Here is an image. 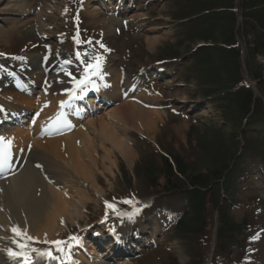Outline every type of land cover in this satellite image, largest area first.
<instances>
[{
	"label": "rangeland",
	"instance_id": "1",
	"mask_svg": "<svg viewBox=\"0 0 264 264\" xmlns=\"http://www.w3.org/2000/svg\"><path fill=\"white\" fill-rule=\"evenodd\" d=\"M125 1L122 0V2ZM51 2L54 6L47 7L51 14L48 12L46 16H42L38 13L32 20L22 24V28L17 26L10 41L3 42L5 47L0 46L1 49L8 53H16L20 49L27 50L38 41L37 27L40 30L44 24H47L45 32L48 35L58 38L61 43H72L77 34L74 33L69 37V34L64 32L61 36L60 30H64L65 25L67 30L70 27L69 22L63 21L66 17L60 18L58 12L66 2L71 7V0H51ZM223 2H228V0H223ZM59 3L62 4L59 5ZM132 3L134 7L120 17V19H126L127 22L115 26L117 32L115 30L107 32L101 25L93 23L86 11L81 13V17L85 18V26L90 30L89 43L96 41L100 44L106 39L111 47L104 52L100 49L93 50L91 55L90 51L82 52L84 67L79 80H87L90 83L98 81L99 78L95 80L98 67L104 68L105 71L115 69L120 78L127 75L132 80L137 70H139L138 74L144 73V68L147 70L149 67L155 71V64L161 60L173 61L166 64L168 70L165 77L168 79H163L156 85L157 94L153 93L156 97H150L147 91L143 93L144 95L141 93L136 99L127 97L115 106L117 118L107 115L102 117L106 119L108 126L107 135L116 134L119 139H128L130 142L132 165L117 150H110L112 159L109 161L113 160L116 165L110 173L107 169L109 161L102 158L109 146L102 144L100 134L92 137L94 152L98 155L97 171L94 172V176L97 189L103 193V200L96 202L92 189L85 188L89 191L91 200L86 204L82 217L76 220V224H68L64 234H56L57 237L53 239L55 243H72L81 230L94 225L104 212H108L109 215L119 212L117 209L121 208L123 210L121 215H126L135 210L138 207L136 202L124 208L127 204L125 201L131 200V192L139 193L144 201H153L157 206L178 212L183 210L184 203L180 202L178 196L165 193L163 184L161 186L151 185L157 178L158 184L163 181L164 168L160 160L164 154L160 150L162 147L184 160L190 169L188 175H199L214 168H221L228 162V152L233 144L235 133V140H244L243 128L238 129L239 121H236L234 125L232 123L226 125L227 129L219 128L223 124L222 118L219 117L214 105H209V100L203 99L200 92L202 86L207 87V85L214 84V95L220 96L223 92L221 84L227 79L228 72L226 74L225 69L221 67L227 56L219 50V47L226 44L225 41L228 38L226 33L231 27V22L223 18L218 11L228 9L226 4L220 5L218 0H132ZM217 4L218 6L215 7ZM80 12L81 10H78L76 15ZM230 12L234 13L236 18L235 30L237 28L238 30L235 31V35L236 41L241 44L242 61H248L253 67L256 66L255 71L259 73L258 76L262 74L264 78V55L248 56L247 49L250 47L249 44L253 45L255 37L246 28L248 26V28H254L255 31H260L259 37L264 41V0H234L233 9ZM199 13L205 14L196 17ZM141 14L143 17L138 23L135 22L136 18L129 21L130 17ZM42 17L44 19H41ZM0 18L3 19L1 15ZM4 18L9 19L10 17L4 16ZM101 18L111 17L101 14ZM38 22H41L40 26L37 25ZM153 39L157 41L150 45ZM208 45L212 47L209 48ZM92 47L94 49L93 45ZM110 49L112 51H109ZM196 50L199 51L197 57L194 54ZM241 71L244 77L248 78L246 70L242 68ZM103 82L106 86L108 85L107 81ZM251 83L255 85L254 91L257 90L255 95L263 96L264 102V81H261V84L254 81ZM228 87H230L229 84L225 88ZM204 103L208 104L204 106ZM133 104L147 113H160L159 116L151 115L155 121L153 131L149 132L144 127L140 128L141 126L135 119L138 112L126 107L130 105L131 108ZM197 107L201 109L197 111ZM122 113L125 116L122 117ZM98 119L94 120L96 124H98ZM126 121L132 127L131 130L124 125ZM95 128L97 130L98 127ZM138 129L140 133L136 132ZM247 143L264 152V128L259 129L256 136L247 137ZM258 177V180L251 177L252 182L250 179L247 182L252 184L248 186L243 185L244 181H241L240 192L233 194L234 200L239 205L238 208L229 211L230 219L238 226L243 220H247L249 225H252L245 227L241 235H233L232 238L226 235L223 241L216 240L213 237L216 223L218 226L215 211H211L209 231L206 235L189 236L184 241H180L179 236L173 231L163 233L164 225L160 221L161 234L158 242L160 247L146 257L131 261L129 264H204L209 260L212 243H232L229 244V250L233 253L232 259L238 261L243 256L245 243H252L254 240L250 238L253 235L250 230L252 228L264 229V177ZM258 206L260 209H257ZM259 210L261 214H258ZM243 226L241 225L240 228ZM35 238L39 243L43 242L42 237ZM179 243L182 244L186 254L179 248ZM241 243L244 244L240 245ZM255 243H262L261 246L264 249V239ZM217 254L218 251L214 248V256ZM175 257L178 260H175ZM254 258L256 259L254 264H261L262 261L264 264L262 252Z\"/></svg>",
	"mask_w": 264,
	"mask_h": 264
},
{
	"label": "bare ground",
	"instance_id": "2",
	"mask_svg": "<svg viewBox=\"0 0 264 264\" xmlns=\"http://www.w3.org/2000/svg\"><path fill=\"white\" fill-rule=\"evenodd\" d=\"M25 2L26 0H0V15H2L1 17L3 18H0V42L6 43L10 41L13 32L16 30L15 24L18 22L13 19H5L4 16L6 15H3L5 14L3 11H15V14L17 12L19 14L18 16H20V14L25 13L24 10L25 7H27L24 5ZM98 11L99 8L95 7L92 2L87 4V16L93 23L101 25L107 32L114 31L116 28L115 26L121 25L123 22L122 18L120 21L115 18L103 19ZM7 16L10 18L12 17L11 14H7ZM142 17V14L133 16L130 17L129 21L136 18L135 22L138 23ZM156 41V39H153L150 45L155 44ZM66 68L67 67H63V69ZM99 72L96 71L98 77H107L108 82L112 81L113 92L109 95L103 92H94V95L87 100L89 106L91 104V106L95 107V109L91 110L93 114L97 109L103 108L102 101L108 103L110 102V98L113 99L116 94H119L118 84H120V82L122 85H125L127 89L133 88L129 85L130 83L126 76V82L122 83L123 79L121 80L120 75L116 74L115 69H111L106 73H102L99 69ZM110 73L111 75H109ZM54 75L55 74H52L51 77ZM157 75H159V73ZM55 81L58 83L61 82L62 79L58 77L55 78ZM85 81L86 80H83L81 84H84ZM65 82L66 80H64V83ZM84 97L89 96L85 95ZM14 99L18 103L29 108L34 106L31 98L25 95L15 94ZM82 104L83 102L80 103V105ZM97 106L100 107L97 108ZM126 107L130 110L133 108V111L138 112L135 119L138 125L141 126L140 128L144 127V129H148L149 132L153 131L155 121H153L151 115L155 114V116H159L160 113H147L134 104L131 105V108L130 105ZM115 109L116 108L110 110L109 108L107 113L105 112L99 119L97 118L99 120H97L98 124L94 121L95 119L87 120L85 124V128H87L86 131L78 132L65 138L64 141L67 144L65 150L57 146L60 143L59 140L34 142V147L24 169L13 179L0 185V264H31L32 261H35L36 264H47L44 261L46 255L45 245L47 243H55L53 239L57 237L56 234H64L68 224H76V220L82 217L86 204L91 200L89 191L85 188L92 189V193L97 199H95L96 202L98 200H103V193L101 190L99 191V189H97V181L94 176V172L97 171L96 167L98 165V155L94 152L93 147L92 137L94 135L100 134L102 144L109 146V149L106 150L105 155L102 157L103 159L109 161L112 159L110 150H117L119 154L132 165L131 158L133 156L130 150L131 144L128 139L121 140L116 134L107 135L109 132L107 129L108 126L106 124V119L102 117L107 115L112 118H117L118 115ZM91 111L82 110V113L86 116ZM118 113L120 112L118 111ZM123 116H125L124 113H122V117ZM261 119L264 120L263 114H261ZM124 125L127 129H132L127 121L124 122ZM95 127H98L97 130ZM136 132L140 133V129ZM16 134L19 142L28 140L22 132ZM77 140L79 142H76ZM44 145H47V147ZM103 162H105V160H103ZM36 163H41L40 165H43L40 166V171L34 168V164ZM108 165L109 167L107 169L112 173L111 169L114 168V166L116 167L114 161H109ZM126 221L128 220H125V222ZM147 226L148 223H145L144 226L141 227L138 224H133L135 229H139L140 227L141 231L137 232L144 237H146L145 231ZM13 229H18L19 231L14 232ZM118 232H120V229L115 231V235H117ZM100 233H102V230H98L96 234L87 236V231L83 230L75 242H91L89 254H93L96 262H89L86 256L87 258L83 259V262L85 261L86 264H98V259L100 257L98 252L101 248L96 247L93 243H108V240L102 242L99 237L103 236L102 238H104V235ZM122 234L123 233H121V235ZM37 236L42 237V247L38 246L39 242L35 238ZM113 242L114 240L111 241V243ZM139 243H146V238L145 240L142 239V241L140 239ZM9 250H11L14 255L10 256ZM107 250L110 251V248H107ZM43 251L45 254L37 258ZM30 254L32 256H29ZM85 254H87V252Z\"/></svg>",
	"mask_w": 264,
	"mask_h": 264
},
{
	"label": "trees",
	"instance_id": "3",
	"mask_svg": "<svg viewBox=\"0 0 264 264\" xmlns=\"http://www.w3.org/2000/svg\"><path fill=\"white\" fill-rule=\"evenodd\" d=\"M218 3L220 5L224 3L226 4V7H228V9H226L225 11L224 10H218V11L220 14H222L223 18L225 17L231 22V27L230 29H228L226 33L228 36L227 40L225 41L226 44H224L225 46L223 45V47H219V50L223 53H226L227 56V59H225V63L222 64L221 67L225 69L226 74L228 72L226 82H222L221 84V87H223V90L221 91L226 92L229 90H233L234 88L235 90L237 89L239 90L238 92H236L235 97L232 96L230 92H228L224 96V98L220 96L221 98L218 101H220L221 103L220 109L222 110V113L224 115L225 122L228 124L232 123V125H234L236 121H239L240 123L244 120V118L248 114H250L251 107L253 105V95L251 91L245 86H239L242 83V81L240 80L239 77L240 53L239 50L236 48V39H235L236 18L234 17V13L230 12L231 9L233 8L234 0H228V2H223V0H218ZM227 4L230 5L227 6ZM217 6L218 4L215 7ZM205 11H208V8ZM252 33L255 36V40L252 45L253 47H249L248 49L249 56L254 57L257 54H264V43L262 42L263 40H260V42H258L257 38H259V36L257 31H254ZM228 84L230 85V87L225 88ZM207 94L210 95V92L206 91V95ZM256 103L257 105L256 108L254 109V113H252L251 115L252 116L251 122H254V120L264 121L263 119H261V114L264 115L262 102L257 101ZM233 157H234V146L231 145V148L228 152V163L224 164L221 168H214L213 170H209V172L205 174H199L193 176L187 174L190 171V169L188 168V165L183 163L181 158L174 157V162L177 165V173L179 175H182L183 177L188 178V182L190 183V186L195 188L196 187L204 188L209 184H211V182L213 181L216 182L222 178L224 172L227 171L228 169L229 161H231ZM162 162L164 165L163 176L166 177L167 179V184H168L167 186L171 184V187L175 189V185L178 183L174 182L176 179V175L173 170V167L165 158L162 159ZM156 180H158V178ZM219 189L220 187L215 186L212 193L213 198L214 197L218 198L217 201H214V199H212L215 204L218 203L219 201ZM188 196H191L190 207L192 210V219H187V218L183 219L179 223L177 230L183 234L190 232L193 233L192 230H195V232H198V234H202L207 225L205 214L208 212V205L213 203L209 202L207 199V194L201 192L200 190H197L195 192H190Z\"/></svg>",
	"mask_w": 264,
	"mask_h": 264
},
{
	"label": "snow or ice",
	"instance_id": "4",
	"mask_svg": "<svg viewBox=\"0 0 264 264\" xmlns=\"http://www.w3.org/2000/svg\"><path fill=\"white\" fill-rule=\"evenodd\" d=\"M4 141V138L3 137H0V145H2V142ZM8 162V159H7V155L5 154L2 146H0V167L3 166V164L7 163ZM125 203H127V201H125ZM111 207V206H109ZM14 232H18L19 230L18 229H13ZM21 235H23L22 233H20ZM31 239V238H29ZM59 243V242H57ZM9 255L12 256L14 255V253L11 252V250H9Z\"/></svg>",
	"mask_w": 264,
	"mask_h": 264
}]
</instances>
